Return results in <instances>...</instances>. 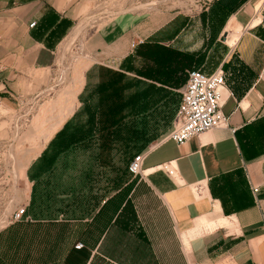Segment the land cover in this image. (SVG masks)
Here are the masks:
<instances>
[{"label":"crops","instance_id":"crops-1","mask_svg":"<svg viewBox=\"0 0 264 264\" xmlns=\"http://www.w3.org/2000/svg\"><path fill=\"white\" fill-rule=\"evenodd\" d=\"M90 1L0 0V101L17 97L19 87L28 97L35 82L47 79L55 53ZM219 7L228 13L226 18ZM157 17L123 15L95 30L86 44L102 61L125 58L132 42L169 28L167 18ZM201 20L208 30L204 41L211 42L209 58L199 69L205 74L226 71L224 97L229 91L233 97L225 99L222 111L229 122L227 128L203 133L181 146L162 140L146 153L142 174L157 182L153 189L160 195L168 224L154 221L150 233L144 228L149 259L141 260L264 264V0H212ZM31 23L35 25L29 27ZM175 30L176 26L169 33ZM164 165L173 167L172 177L162 171ZM106 200L87 217L31 221L23 230L32 232L26 234L28 241H41L40 259L26 253L0 257V264H143L140 258L131 262L111 255L123 245L118 244L120 230ZM58 231L62 233L54 235ZM53 240L74 258L50 259L47 249ZM77 243L82 250L73 249Z\"/></svg>","mask_w":264,"mask_h":264},{"label":"rangeland","instance_id":"rangeland-1","mask_svg":"<svg viewBox=\"0 0 264 264\" xmlns=\"http://www.w3.org/2000/svg\"><path fill=\"white\" fill-rule=\"evenodd\" d=\"M210 1L91 0L85 14L68 31L70 34L79 27L74 40H66L68 46L62 43L55 53L47 79L35 82L28 97L21 93V87L17 88V97H1V258L32 253L33 259H40L41 241H28L26 234L32 232L23 233L26 222L87 217L106 199L121 231L116 232L118 244L123 245L112 249L111 255L120 260L130 258L131 262L148 258L144 228L150 233L155 222L166 225L168 220L160 195L153 189L157 182L146 174L132 176L127 167L132 157L146 153L169 133L187 72L200 70L189 64L187 57L197 62L209 58L208 41H204L208 30L201 19ZM157 2L154 9L141 7ZM123 15L162 21L167 18L169 28L163 26L147 39L136 41L141 44L134 42L136 46L125 58L102 61L94 57L95 51L91 52L86 44L91 34ZM175 26L171 40L169 31ZM117 80L119 88L113 99L111 91L100 94L101 86ZM150 87L157 92H148ZM143 97L157 100V107L147 110ZM133 101L136 112L128 106ZM112 105L120 111H112ZM89 113L93 135L61 154L52 169L45 172L40 157L48 144L66 123L89 128ZM30 175L35 176L34 181H30ZM20 209L25 210L24 217L15 222L14 214ZM13 225H24L17 229L20 238L8 237L7 229ZM54 242L50 241L47 249L49 258L67 257L68 248L60 249L62 244ZM141 261L147 264V260Z\"/></svg>","mask_w":264,"mask_h":264},{"label":"built area","instance_id":"built-area-1","mask_svg":"<svg viewBox=\"0 0 264 264\" xmlns=\"http://www.w3.org/2000/svg\"><path fill=\"white\" fill-rule=\"evenodd\" d=\"M34 25L35 23H31L29 27ZM138 43L142 42H136V45ZM136 45L132 42L131 48ZM225 88V76L220 68L210 74H205L200 70L188 71L174 122L169 133L162 140L181 146L203 133L227 128L229 117L223 113L222 106L225 99L233 97V94L229 91L227 97H224ZM146 153H140L133 157L127 167L128 174L132 176L142 174V163ZM162 171L170 177L175 172L170 165H164ZM253 192L256 193L257 189H253ZM24 214V209L16 211L14 221H20ZM262 229L264 232V223ZM74 248L79 250L82 248V244L77 243Z\"/></svg>","mask_w":264,"mask_h":264},{"label":"trees","instance_id":"trees-1","mask_svg":"<svg viewBox=\"0 0 264 264\" xmlns=\"http://www.w3.org/2000/svg\"><path fill=\"white\" fill-rule=\"evenodd\" d=\"M219 12L220 14L223 16V18H226V16L228 15V13L225 11V9L223 7H219ZM211 39V38H210ZM209 39V41L207 42V48L209 43L211 42V40ZM204 58V57H203ZM203 58L199 59V61H193L192 58H190L189 56L187 57V59H189L190 61H188L189 64H194L196 66H199L200 64H202V62L204 61ZM197 70V69H195ZM201 71V70H200ZM203 72V71H202ZM204 73V72H203ZM224 76H225V83H226V78H227V73L226 71H223ZM118 84L119 81H113L108 83L107 85H103L100 87V94L104 95L107 92L111 91L112 93V97L111 99H113V96L117 95L118 92ZM153 91V93H156L157 90H155L153 87H150L148 89V92ZM120 91V90H119ZM116 92V94H115ZM98 93V92H97ZM143 99L146 101L144 102V105L146 106L147 110L153 108H156V104H157V100H154V98L151 97H143ZM143 105V106H144ZM128 106H132V110L133 111H137V104L136 101H133L131 104H129ZM117 109V111H120L119 108H117L116 105H112V111ZM89 123H90V127L89 128H83V127H72L71 125H68V123H66L62 129L55 135V137L52 139V141L48 144V147L44 150L43 154L41 155V160L43 162V164H45V172L50 171L52 169V166L55 164L57 158L63 154L66 153L67 151H69L71 148L75 147L76 145H79L80 143L84 142L86 140L87 137H91L93 134V119H92V114L89 113ZM52 153V154H51ZM133 159V157H132ZM131 159V160H132ZM44 171V170H43ZM128 172V171H127ZM41 174V173H40ZM38 176H36L37 178ZM30 181H34L35 180V176H29ZM107 202H104V205ZM89 213H87L86 215H88ZM26 225H31L28 222H26ZM17 226H24V225H15ZM12 227L11 226L8 228V233L14 231L13 235L18 236L19 234V230H15V229H19V227ZM23 233H26L25 230H23ZM62 233V231H58L57 232V236H59ZM83 248V246H82ZM79 249H75L73 247V249L75 251H80L82 250ZM68 259H73L74 256L72 253L68 254Z\"/></svg>","mask_w":264,"mask_h":264},{"label":"bare ground","instance_id":"bare-ground-1","mask_svg":"<svg viewBox=\"0 0 264 264\" xmlns=\"http://www.w3.org/2000/svg\"><path fill=\"white\" fill-rule=\"evenodd\" d=\"M160 2H157V3H150V4H145L144 6H141V7H145L146 9L148 8V9H154L153 7L156 5V4H159ZM140 8V7H139ZM83 26H85V25H83ZM79 28V27H78ZM78 28H76V29H73V31L69 34V36L67 37V39L66 40H69L70 42L72 41V39L74 40V36H76V34H77V31H78ZM80 28H83V27H80ZM65 40V42H67ZM68 41V42H69ZM67 42V43H68ZM229 43H232V40H230L229 39ZM64 44V43H63ZM64 45H66V46H68L66 43L64 44ZM67 49V48H66ZM20 163V162H19ZM26 163V162H25ZM23 167V166H22ZM2 223V222H1Z\"/></svg>","mask_w":264,"mask_h":264}]
</instances>
